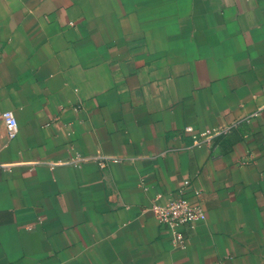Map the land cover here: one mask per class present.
<instances>
[{"label":"crops","instance_id":"crops-1","mask_svg":"<svg viewBox=\"0 0 264 264\" xmlns=\"http://www.w3.org/2000/svg\"><path fill=\"white\" fill-rule=\"evenodd\" d=\"M0 264H264V0H0Z\"/></svg>","mask_w":264,"mask_h":264},{"label":"built area","instance_id":"built-area-1","mask_svg":"<svg viewBox=\"0 0 264 264\" xmlns=\"http://www.w3.org/2000/svg\"><path fill=\"white\" fill-rule=\"evenodd\" d=\"M1 118L5 123L8 138L14 139L19 133V124L14 112L4 111L1 113ZM184 131L191 136L194 147H202L209 145L214 137L225 132L226 129L196 132L192 127H186ZM88 162H97L101 167H105L109 159L102 156H83L78 153L66 164L80 166ZM188 189L192 190L191 196L187 192ZM202 197L203 193L194 188L191 181L186 180L183 186L174 192L165 203L152 205L151 211L158 223L171 233V246L174 250H185L188 243L185 230L194 228L205 221L206 212L202 205Z\"/></svg>","mask_w":264,"mask_h":264}]
</instances>
